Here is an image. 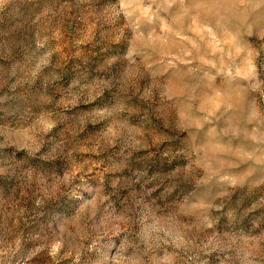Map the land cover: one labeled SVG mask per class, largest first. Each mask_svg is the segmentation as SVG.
Instances as JSON below:
<instances>
[{
	"label": "rangeland",
	"instance_id": "rangeland-1",
	"mask_svg": "<svg viewBox=\"0 0 264 264\" xmlns=\"http://www.w3.org/2000/svg\"><path fill=\"white\" fill-rule=\"evenodd\" d=\"M0 264H264V0H0Z\"/></svg>",
	"mask_w": 264,
	"mask_h": 264
}]
</instances>
